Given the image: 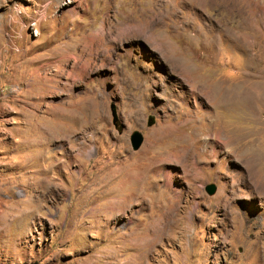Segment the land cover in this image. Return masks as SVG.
I'll use <instances>...</instances> for the list:
<instances>
[{"label":"rangeland","instance_id":"374dc122","mask_svg":"<svg viewBox=\"0 0 264 264\" xmlns=\"http://www.w3.org/2000/svg\"><path fill=\"white\" fill-rule=\"evenodd\" d=\"M238 2L253 60L207 0H0V264H264V100L232 91L264 85V0Z\"/></svg>","mask_w":264,"mask_h":264},{"label":"bare ground","instance_id":"6f19581e","mask_svg":"<svg viewBox=\"0 0 264 264\" xmlns=\"http://www.w3.org/2000/svg\"><path fill=\"white\" fill-rule=\"evenodd\" d=\"M207 2L219 7L220 10L224 14V16L221 17L224 20H221L219 22L218 26L215 25L216 26V29H215L216 32L213 35V39L215 40V43H216V36L219 38L223 37L224 40H226L230 46H232L234 48L240 47L244 51V53L248 56V59L253 60L254 54L252 52L253 51L252 47L255 43H253L254 28L251 24H253V22L256 19H255L254 15L252 16L251 11H250L251 9L248 11L246 10L247 12H245V13H242V10H243L242 5L238 2V0H207ZM153 23H154V21L152 22V24ZM211 30H213V29H211ZM132 32H133V30H132ZM136 35L142 36V34H136ZM245 38H248L249 40L245 39ZM258 64H259V62H258ZM246 74H248V75L244 79H242V81H239L232 88V91L234 92V99L233 100H241L243 102H247V104L250 106L251 104L254 105L255 103H257V101H259V99L264 100V85H260V86L251 85V87H249L248 86L249 84L247 83V81H248V78L251 76V74L249 72H247ZM196 90L198 91V93L204 95L206 97V99H208L209 101L213 100L211 94L209 97L207 94L201 93L199 88ZM220 100L221 99H219V101ZM212 109H213V111H214V109L216 110V104L213 106ZM216 119H217L216 117L213 118L209 122V124L210 125L216 124V122H217ZM185 124L186 123H184L183 125H185ZM212 131H213L212 133H210L208 131L210 133L209 135H212L214 137V141L218 142V145L222 148H227V147L231 148L232 146H238L239 144L246 145L245 143L248 142V141L243 142V140H244L243 135L238 134L236 137H231V136L227 137L224 135V132L222 130H216L215 128H213ZM230 144H233V145H230ZM184 145L186 147L189 146L188 143H184ZM248 145H249V147H251L250 145H252V144H248ZM239 147H241V146H239ZM147 149H148V147H146V150ZM211 152L212 153H215V152L218 153L219 151L215 148V145H211ZM153 153H154V151H153ZM155 157H157V156H154V159H156ZM157 160H158V158H157ZM151 164H152V161H151ZM155 166H156V164H153L152 166H149V167H143V169L140 167L139 174H137V175L136 174L135 175L129 174V176H127V177H129L135 183V185H138L140 182L143 181L142 179H143L144 175H146L149 171H152L153 169H155Z\"/></svg>","mask_w":264,"mask_h":264},{"label":"water","instance_id":"95a60500","mask_svg":"<svg viewBox=\"0 0 264 264\" xmlns=\"http://www.w3.org/2000/svg\"><path fill=\"white\" fill-rule=\"evenodd\" d=\"M113 116H115V111L113 109ZM130 142L133 149H138L143 142V136L140 132L134 131L130 136ZM205 190L208 194H214L216 191V185L214 183H209L205 186Z\"/></svg>","mask_w":264,"mask_h":264}]
</instances>
